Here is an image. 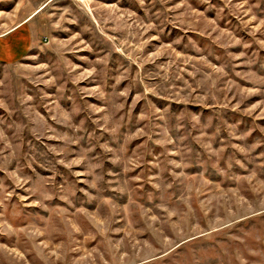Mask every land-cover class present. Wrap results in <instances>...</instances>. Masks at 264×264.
Wrapping results in <instances>:
<instances>
[{
    "label": "rangeland",
    "instance_id": "rangeland-1",
    "mask_svg": "<svg viewBox=\"0 0 264 264\" xmlns=\"http://www.w3.org/2000/svg\"><path fill=\"white\" fill-rule=\"evenodd\" d=\"M19 3L0 264H264V0Z\"/></svg>",
    "mask_w": 264,
    "mask_h": 264
},
{
    "label": "crops",
    "instance_id": "crops-1",
    "mask_svg": "<svg viewBox=\"0 0 264 264\" xmlns=\"http://www.w3.org/2000/svg\"><path fill=\"white\" fill-rule=\"evenodd\" d=\"M31 7L19 0H0V63H13L24 58L33 45L35 27Z\"/></svg>",
    "mask_w": 264,
    "mask_h": 264
}]
</instances>
